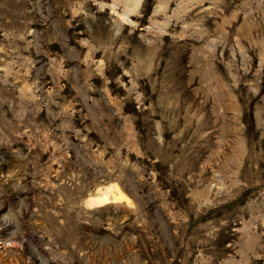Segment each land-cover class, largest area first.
I'll use <instances>...</instances> for the list:
<instances>
[{
	"label": "rangeland",
	"instance_id": "374dc122",
	"mask_svg": "<svg viewBox=\"0 0 264 264\" xmlns=\"http://www.w3.org/2000/svg\"><path fill=\"white\" fill-rule=\"evenodd\" d=\"M0 264H264V0H0Z\"/></svg>",
	"mask_w": 264,
	"mask_h": 264
},
{
	"label": "bare ground",
	"instance_id": "6f19581e",
	"mask_svg": "<svg viewBox=\"0 0 264 264\" xmlns=\"http://www.w3.org/2000/svg\"><path fill=\"white\" fill-rule=\"evenodd\" d=\"M86 202L88 205L104 206L109 203H132L133 200L117 182H111L106 186L99 187L96 193L88 196Z\"/></svg>",
	"mask_w": 264,
	"mask_h": 264
}]
</instances>
